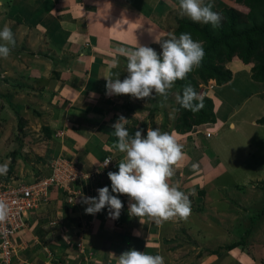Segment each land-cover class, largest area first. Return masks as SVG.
Wrapping results in <instances>:
<instances>
[{
  "label": "crops",
  "instance_id": "obj_1",
  "mask_svg": "<svg viewBox=\"0 0 264 264\" xmlns=\"http://www.w3.org/2000/svg\"><path fill=\"white\" fill-rule=\"evenodd\" d=\"M12 1L22 20L13 31L24 30L23 34L28 32L29 35L30 53L25 65L30 68V75L37 76L43 83L42 100L48 97L51 103L50 108L43 107L46 114H40L50 135L46 139L42 133L38 172L20 179L32 181L48 175L49 162L56 156L74 159L84 172L100 166L104 158L111 162L108 170L92 181L76 185L79 192L75 196L74 210H70L67 203L65 207L61 198L55 200L58 193L51 191L45 206L28 213L26 227L12 240L17 252L10 264H118L117 258L133 249L157 255L165 243L164 236L172 232L176 219L157 225L143 218L140 223L138 218L129 215L130 201L126 195H118L123 204L118 219L109 218L107 206L95 215L85 212L88 205L83 203L82 197L98 198V189L103 187L109 188L110 195H117L111 192L108 173L118 172V164L125 154L113 147L117 142L113 125L123 116L128 120L126 127L130 135L140 130L146 138L148 128H159L161 132L171 134L183 146L184 158L175 167L169 183L186 194L193 188H204L208 184L207 176L209 179L215 172L223 171L222 164L214 166L218 156L210 154L214 150L213 138L216 139V132L218 134L226 122L227 127L234 130L233 119L239 106L232 105L233 98H237L238 105L249 98L243 96L246 93L243 86V95L231 92L229 87L231 80L248 67L237 61L226 64L232 73L230 82L218 87L210 81L212 87L208 97L213 104L214 124L196 128L197 137L194 134L190 137L191 133L178 135L172 130L174 111L169 109L168 102L161 107L159 101L162 98L158 96L140 100L126 95H106L105 78H115L114 74L119 73V79L123 81L128 75L127 58L114 52L117 47L134 49L140 45L162 52L155 39L162 41L170 35L173 18L180 16L179 0ZM32 46L38 53L33 52ZM114 60L118 61L115 66L111 63ZM33 66L40 67L38 75ZM47 72H50L49 77ZM245 73L249 78V71ZM262 84L264 86V82ZM216 89L221 98L215 97ZM256 90L252 95L257 93ZM170 92L173 99L176 91ZM259 117L261 115L254 116L249 123L262 132L264 126L255 124ZM208 127H212V135L210 139H204L201 128ZM60 131L63 136L57 137ZM41 168L43 170L39 171ZM215 181L213 178L209 184ZM52 195H55L54 199ZM192 206L196 208V205ZM78 242L83 244V255H78L75 247ZM166 246L164 252L175 253L173 246L168 249Z\"/></svg>",
  "mask_w": 264,
  "mask_h": 264
},
{
  "label": "rangeland",
  "instance_id": "obj_2",
  "mask_svg": "<svg viewBox=\"0 0 264 264\" xmlns=\"http://www.w3.org/2000/svg\"><path fill=\"white\" fill-rule=\"evenodd\" d=\"M212 3L219 9L215 1L212 0ZM233 8L245 11L239 6ZM12 11H16L12 0H0V30L7 25L15 38V47L10 56L7 59L0 58V165L11 166V172L0 177L9 176L19 180L38 172V149L43 138L41 127L46 122L41 116L46 114L43 107L50 108L51 103L48 97L42 100L40 96L45 89L43 83L37 76L33 78L30 68L25 65L30 53L27 41L29 35L28 32L24 35V30L13 31L18 23L12 19ZM34 34L38 36V33ZM31 42L33 45V40ZM33 52L38 53L35 49ZM38 68L33 66L36 75ZM245 72L238 73L229 87L231 92L243 95V86L246 92L243 96L249 98L240 105L237 98H233L232 105L236 108L239 106L233 119L234 130L229 129L226 122L218 134L216 132V139L213 138L214 150L210 154L218 156L214 166L222 164L223 171L215 172L209 179L207 176L205 181L208 184L204 188L190 191L195 195H191L189 219L174 221L172 232L163 238L167 243H162L157 254L163 256L165 264H264V131L258 132L256 126L249 123L254 116L264 115V86L249 80ZM45 74L50 76V72ZM211 87L208 84L201 86L199 94L210 96L208 92ZM253 90L257 92L255 95H252ZM214 92L215 97L221 98L217 89ZM173 94L172 99V93H169L167 106L174 111L177 94ZM17 107L21 109L16 115L14 109ZM237 118L238 121H235ZM18 123L21 125V141L17 138ZM211 130L212 127L201 128V131L210 133L207 139L212 135ZM193 134L198 136L195 130L189 136ZM213 178L216 181L210 185ZM30 180L20 179L21 182ZM200 189L203 192L201 196L196 194ZM57 193L55 200L61 198L66 207V196L59 191ZM76 195L73 196L72 204L67 203L70 210H74ZM52 196L54 199L55 195ZM192 205H196V208H192ZM240 239H243L241 246L230 251L224 249L226 245ZM170 245L176 250L173 254L164 252V247L168 249Z\"/></svg>",
  "mask_w": 264,
  "mask_h": 264
},
{
  "label": "clouds",
  "instance_id": "obj_3",
  "mask_svg": "<svg viewBox=\"0 0 264 264\" xmlns=\"http://www.w3.org/2000/svg\"><path fill=\"white\" fill-rule=\"evenodd\" d=\"M179 8L180 15L194 23L211 24L214 29L221 26L223 16L212 11L211 3L179 0ZM0 42V58L7 59L15 47L14 34L7 25L0 30ZM155 42L161 45L162 55L140 45L134 49H114L116 54L127 58L128 75L123 81L119 79V73L114 74L115 78H105L106 95H126L140 100L158 96L162 98L159 105L164 107L176 81L186 80L189 73L200 67L205 55L202 42L194 41L190 33H181L179 37L170 35L162 41L155 39ZM111 63L115 66L118 61ZM175 99L181 108L193 113L204 107L200 94L190 83L185 84L182 95L178 93ZM127 123L128 120L121 116L113 125L117 137L113 147L125 154L118 164V172L108 173L111 192L117 195H110L109 188L103 187L98 189V198L82 197L83 203L88 205L86 214L95 215L107 206L109 218L118 219L123 208L118 195H126L130 201L129 215L138 218L140 223L143 218L157 225L174 219L187 220L191 214L189 196L195 193L185 194L169 183L175 167L184 158L183 146L159 128H148L146 138L140 130L130 135ZM7 171V164L0 165V175H6ZM9 211L8 205L0 200V224L7 221ZM117 260L118 264H165L161 255H149L134 249L122 253Z\"/></svg>",
  "mask_w": 264,
  "mask_h": 264
},
{
  "label": "trees",
  "instance_id": "obj_4",
  "mask_svg": "<svg viewBox=\"0 0 264 264\" xmlns=\"http://www.w3.org/2000/svg\"><path fill=\"white\" fill-rule=\"evenodd\" d=\"M213 1L219 6V9L214 6L212 0H204V3H211L213 5L212 11L218 12L223 16L221 26L218 28L214 29L211 24L194 23L186 16L175 15L173 18L170 35L179 37L181 33H190L194 41L202 42L205 52L200 67L189 73L186 80L176 81L173 87V90H176V94L182 95L183 88L188 83L192 85L197 93H199L201 86H207V84L211 83L210 81L218 87L226 85L230 82L232 73L225 66L232 61H237L241 65L248 67L251 81L255 83L264 82V0ZM233 6L242 7L245 11L235 9ZM11 15L12 19L17 20L18 24L22 23L17 10L15 12L12 11ZM157 54L162 55V52ZM201 98L204 107L196 113L181 108L175 101L172 130L176 134L187 135L198 127L214 124L212 101L204 95ZM18 109L19 107L16 110L14 109L16 115L18 114ZM175 109H179V111H175ZM255 124L264 125V115L256 119ZM17 127L19 129L17 138L21 141V125L18 123ZM41 131L46 139L49 138L50 131L48 128L43 127ZM201 135L202 137L204 136L203 132ZM13 155L15 154L13 153ZM10 172L11 166L8 167L7 174ZM262 182L264 183V181ZM196 194L201 196L203 192L199 190ZM191 197L189 196V199ZM242 241L243 239L234 241L226 245L224 249L227 251L235 249L242 245Z\"/></svg>",
  "mask_w": 264,
  "mask_h": 264
},
{
  "label": "built area",
  "instance_id": "obj_5",
  "mask_svg": "<svg viewBox=\"0 0 264 264\" xmlns=\"http://www.w3.org/2000/svg\"><path fill=\"white\" fill-rule=\"evenodd\" d=\"M56 136L62 137L63 132H58ZM209 136V132L204 133L205 138ZM108 162L109 159L104 158L98 168L84 172L77 167L74 159L57 156L49 162L48 175L35 178L29 183L14 180L9 176L0 177V200L10 209L7 221L0 224V264H10L11 258L17 252L13 238L26 227L28 213L45 206L51 191L64 193L66 202L72 204L73 196L79 192L76 185L83 181H92L95 176L108 170ZM75 247L81 255L83 244L78 242Z\"/></svg>",
  "mask_w": 264,
  "mask_h": 264
}]
</instances>
